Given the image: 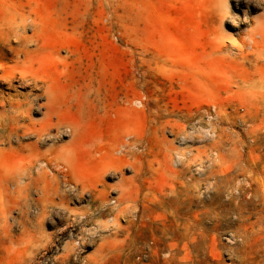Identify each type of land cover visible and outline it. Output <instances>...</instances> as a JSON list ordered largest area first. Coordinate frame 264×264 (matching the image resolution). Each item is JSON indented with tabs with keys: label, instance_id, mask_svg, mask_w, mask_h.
<instances>
[{
	"label": "rangeland",
	"instance_id": "obj_1",
	"mask_svg": "<svg viewBox=\"0 0 264 264\" xmlns=\"http://www.w3.org/2000/svg\"><path fill=\"white\" fill-rule=\"evenodd\" d=\"M16 10L43 23L41 70L83 105L87 138L138 135L123 160L107 143L97 185L60 182L42 222L13 211L0 264H264V56L241 38L264 0H0V18ZM21 34L34 30L6 48L0 35V54ZM83 145L93 170L101 155Z\"/></svg>",
	"mask_w": 264,
	"mask_h": 264
},
{
	"label": "bare ground",
	"instance_id": "obj_2",
	"mask_svg": "<svg viewBox=\"0 0 264 264\" xmlns=\"http://www.w3.org/2000/svg\"><path fill=\"white\" fill-rule=\"evenodd\" d=\"M224 3L227 0H215V8L222 12ZM237 8L244 19L248 18L249 5L238 2ZM16 12L14 17L0 18L4 47L11 41V34L28 26L33 28L34 35L21 34L19 46L13 49L11 57L5 52L0 54V84L15 90L13 93L0 89V225L3 224L0 226V238L3 233L5 242L13 238V225L10 223L13 211L18 212L17 219L24 228L33 210L42 222L49 204L56 203L53 195L58 194L62 199L60 182L69 183L70 189H78L76 183L85 180H92L97 185L105 178L107 167L112 162L107 159V143L119 141L113 148L118 154L116 159L123 160L126 149L134 146L138 135L137 129H127V132L121 125L109 140L100 134L92 140L87 138L90 135L87 136L83 105L71 98L64 99L50 76L41 70L47 59L45 56L51 54L46 51L45 41L39 38L42 36L39 33L44 30L43 23L30 19L22 10ZM73 24L78 25L79 22L74 20ZM241 38L251 48L249 53L257 52L259 57L264 56V13L254 19L252 29ZM31 42L36 44L35 49L29 47ZM40 50L41 56L36 57ZM18 87L24 91L17 90ZM131 100L136 104L142 103L137 94ZM65 135H70V139L60 142ZM131 136L134 142L126 140ZM83 144L93 146L92 151L101 155L93 170L85 169L83 162L78 164L76 161V152L84 147ZM71 180H76V183H71ZM85 188L83 184V191ZM184 230L183 235L186 236V225Z\"/></svg>",
	"mask_w": 264,
	"mask_h": 264
}]
</instances>
